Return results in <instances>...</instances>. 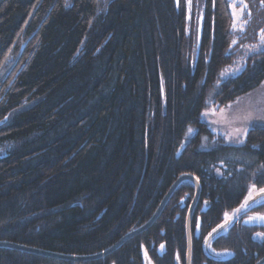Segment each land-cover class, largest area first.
<instances>
[{
	"label": "trees",
	"instance_id": "trees-1",
	"mask_svg": "<svg viewBox=\"0 0 264 264\" xmlns=\"http://www.w3.org/2000/svg\"><path fill=\"white\" fill-rule=\"evenodd\" d=\"M246 2L257 31L264 0ZM230 11L203 0L198 32L186 0H0L1 242L99 253L147 222L185 173L199 183L189 264L264 256L254 238L264 224L244 221L264 203L225 222L251 185L264 188V119L240 144L202 119L264 80V48L232 49ZM194 194L181 181L149 227L94 260L0 247V264H186Z\"/></svg>",
	"mask_w": 264,
	"mask_h": 264
},
{
	"label": "rangeland",
	"instance_id": "rangeland-1",
	"mask_svg": "<svg viewBox=\"0 0 264 264\" xmlns=\"http://www.w3.org/2000/svg\"><path fill=\"white\" fill-rule=\"evenodd\" d=\"M186 4L189 12L192 8L195 11L194 14L197 18V29L199 32L202 19L203 0H186ZM229 7L233 19V22H231L232 29L236 32V36L231 43L232 49H240L243 51V54L263 49L264 35H262V30H264V25L257 31L250 28L253 15L246 0H229ZM241 67L242 64L239 62L233 66H229L225 68L220 77L223 78L225 75L236 73ZM258 85L259 86L253 91L244 96L237 97L219 109L208 107L202 112V119L208 124L215 137L221 138L225 143L240 144L243 141L245 134H237L236 130L247 129V127L252 125L258 119H264V80ZM248 192L246 197L248 196ZM245 199L241 204L244 203ZM250 201H253V203H264V193H260L258 189H255L252 199L248 201L247 206L241 209L239 213H234L233 210L240 208L241 204L230 210L229 213L227 212L231 217L229 220H233L238 217L239 214L241 215L245 212L251 204ZM258 215H264V212L248 213L244 217V221L247 223L264 224V221L258 219L252 221L248 220L249 217H255ZM263 237L264 236H258L257 233L254 235L256 240H261ZM227 255H229V252H224L222 256Z\"/></svg>",
	"mask_w": 264,
	"mask_h": 264
},
{
	"label": "water",
	"instance_id": "water-1",
	"mask_svg": "<svg viewBox=\"0 0 264 264\" xmlns=\"http://www.w3.org/2000/svg\"><path fill=\"white\" fill-rule=\"evenodd\" d=\"M184 180H189L190 182L193 183L194 187H195V194L193 196V199L189 205L188 211H187V216H186V239H187V253H186V264H189V258H190V230H189V220H190V216H191V212L193 210V207L196 203V199L199 193V183H197V179L195 178V176L190 175V174H181L177 177V179L172 183V185L169 187V189L167 190V192L164 194L163 199L161 200L159 206L157 207L155 214L152 215V217L145 222L144 224H142L141 226L134 228L133 230L129 231L128 233H126L125 235H123L120 239H118L117 242H115L113 245H111L110 247H108L107 249H105L104 251H101L99 253L96 254H91V255H86V256H67V255H63V254H58V253H53V252H48V251H44V250H39V249H35V248H30L26 247V246H21L18 244H13V243H9V242H1L0 241V247H9V248H14V249H18V250H22V251H26V252H31V253H35V254H41L44 256H50L53 258H59V259H68V260H81V261H85V260H94L96 258L102 257L108 253H110L111 251H114V249H116L117 247H119L122 242L128 238H130L131 236H133L134 234H137L141 231H143L144 229H146V227H149L151 225V223L156 219V216L159 215V213L161 212L163 206L165 205L166 201L168 200V198L170 197V195L172 194V192L174 191V189L177 187L178 183H180L181 181ZM227 223L222 224L221 226H219L217 229H215V231H213L211 234H209L207 241L216 233H218L219 231H221L225 225ZM264 263V256H262L255 264H263Z\"/></svg>",
	"mask_w": 264,
	"mask_h": 264
},
{
	"label": "snow or ice",
	"instance_id": "snow-or-ice-1",
	"mask_svg": "<svg viewBox=\"0 0 264 264\" xmlns=\"http://www.w3.org/2000/svg\"><path fill=\"white\" fill-rule=\"evenodd\" d=\"M262 35H264V30H262ZM191 131V129L189 130ZM236 133L237 134H240V133H243V134H247V129H237L236 130ZM256 186L255 184L251 185L250 188H249V192H248V196L246 197L245 201L243 204H241L240 208L238 209H234V213H239L241 211V209L245 208L248 204V201L252 199L253 197V192L255 190ZM259 192L260 193H264V188H260L259 189ZM229 219H231V217L228 215V213H225V222H227ZM261 220V221H264V215H258V216H255V217H249L248 220L249 221H252V220ZM197 227H199V224H197ZM215 231V229L213 230ZM258 236H264V233H257ZM164 246L161 245V248H163Z\"/></svg>",
	"mask_w": 264,
	"mask_h": 264
}]
</instances>
